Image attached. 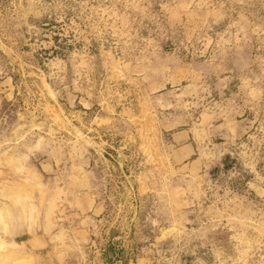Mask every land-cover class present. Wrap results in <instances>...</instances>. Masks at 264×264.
<instances>
[{
    "label": "rangeland",
    "instance_id": "374dc122",
    "mask_svg": "<svg viewBox=\"0 0 264 264\" xmlns=\"http://www.w3.org/2000/svg\"><path fill=\"white\" fill-rule=\"evenodd\" d=\"M0 264H264V0H0Z\"/></svg>",
    "mask_w": 264,
    "mask_h": 264
},
{
    "label": "crops",
    "instance_id": "0c3cea01",
    "mask_svg": "<svg viewBox=\"0 0 264 264\" xmlns=\"http://www.w3.org/2000/svg\"><path fill=\"white\" fill-rule=\"evenodd\" d=\"M193 135L192 131L190 129H181L178 131H175L172 134V141L175 146H177V155H176V163L182 164L185 161L189 159H193L197 148L193 143ZM195 161V159H193ZM25 234H29L28 232H25ZM27 240H35L38 243H41L43 238L37 236L36 239H33L32 237L27 238ZM44 248V246L35 247L32 248L34 251H40Z\"/></svg>",
    "mask_w": 264,
    "mask_h": 264
}]
</instances>
